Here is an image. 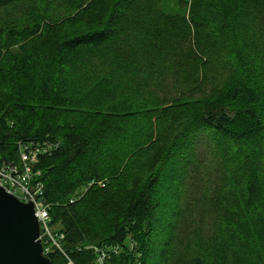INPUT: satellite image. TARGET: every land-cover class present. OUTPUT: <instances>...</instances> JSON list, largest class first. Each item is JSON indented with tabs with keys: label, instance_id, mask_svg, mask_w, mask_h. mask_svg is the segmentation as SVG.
Masks as SVG:
<instances>
[{
	"label": "trees",
	"instance_id": "trees-1",
	"mask_svg": "<svg viewBox=\"0 0 264 264\" xmlns=\"http://www.w3.org/2000/svg\"><path fill=\"white\" fill-rule=\"evenodd\" d=\"M23 1L0 0V157L58 143L35 166L51 264H264V0Z\"/></svg>",
	"mask_w": 264,
	"mask_h": 264
},
{
	"label": "built area",
	"instance_id": "built-area-1",
	"mask_svg": "<svg viewBox=\"0 0 264 264\" xmlns=\"http://www.w3.org/2000/svg\"><path fill=\"white\" fill-rule=\"evenodd\" d=\"M58 143L44 141L41 143L18 144L19 162H8L0 157V187L8 194L14 196L22 203H31L34 208V215L40 225V239H44L60 249L57 236H54L50 229L49 206L45 202L43 184L37 180L40 171H35L39 156L55 150ZM35 171V173H34ZM91 185V184H90ZM89 185V186H90ZM63 236L60 235L59 239ZM48 246L43 248V253L49 252ZM105 253H101L98 259L103 264Z\"/></svg>",
	"mask_w": 264,
	"mask_h": 264
},
{
	"label": "water",
	"instance_id": "water-1",
	"mask_svg": "<svg viewBox=\"0 0 264 264\" xmlns=\"http://www.w3.org/2000/svg\"><path fill=\"white\" fill-rule=\"evenodd\" d=\"M0 264H51L43 253L33 205L20 202L1 187Z\"/></svg>",
	"mask_w": 264,
	"mask_h": 264
},
{
	"label": "rangeland",
	"instance_id": "rangeland-1",
	"mask_svg": "<svg viewBox=\"0 0 264 264\" xmlns=\"http://www.w3.org/2000/svg\"><path fill=\"white\" fill-rule=\"evenodd\" d=\"M26 1L27 0H24L23 2H26ZM141 1L145 2L146 5L149 2V0L148 1L140 0L139 2H141ZM213 1L214 0H156L155 1V7L159 11H161L165 14L184 15V16L188 17L189 16V9H190L191 3L193 2L196 4L197 8L200 11H206L207 15H211V13L214 10L210 6H208L207 4H210ZM223 2L226 3V5L228 6V8L231 11L232 10H238L237 15H239V17H237V18H244L246 16H250L251 14H253L252 9H250V8H252L253 4L257 5V3H258V5H261L257 0H254L252 6L250 5V0H223ZM68 3L69 2H67V0H62L61 5L66 6ZM261 6L262 7L260 10H263V5H261ZM146 10H147V12H149V10L146 8V6H142V8H140L139 11H138V9L135 11L138 15H139V13H140V15H142V12L144 13V12H146ZM19 14H21V13L20 12L13 13V15H19ZM147 18H149V17H147ZM220 18H232V16L229 15V12L224 7L223 11H221ZM219 46H220V44H219ZM175 50H179L181 52L183 51V49H181L178 46L175 47ZM210 83H211V87H213V86H219V88L222 87L219 80H216L215 78H213V76L210 77ZM201 156H204L203 153H201L200 157ZM208 161L209 160L207 158L206 159L207 163L205 162V163L201 164L200 166L202 167L205 164H208L209 163ZM203 174H205V171H203V170H199L197 172L198 180H204V176L198 177L199 175H203ZM163 202L164 201L162 200L161 204ZM165 202H166V209H169L170 208L169 202L167 200ZM164 221L165 220L160 216V218H159L160 225L158 226L154 235H152V237H151V241H150L151 247L150 248L157 246L160 241L163 242V240L165 239L164 233L161 231L162 230L161 224ZM182 243H183L182 232L180 229H178V231L174 234L172 249L178 248L179 246L182 245ZM154 249H157V248L154 247Z\"/></svg>",
	"mask_w": 264,
	"mask_h": 264
}]
</instances>
